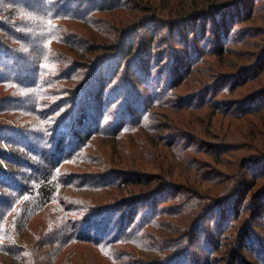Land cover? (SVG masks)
<instances>
[{
  "label": "trees",
  "instance_id": "obj_1",
  "mask_svg": "<svg viewBox=\"0 0 264 264\" xmlns=\"http://www.w3.org/2000/svg\"><path fill=\"white\" fill-rule=\"evenodd\" d=\"M127 2H139L138 6L150 14L135 18L123 27L118 26L117 33H112L111 42L106 39L101 44L98 37L109 36L104 34L105 25L98 15L127 8ZM144 2L0 0V264H213L208 256L202 258L196 257L194 251L190 253L202 239L198 234L202 232L199 223L181 232L182 238L178 241H157L165 246L163 250L151 249L146 244L147 239L140 242L142 244L132 240L141 233L138 227L142 217L138 216L145 213L142 206L150 209L167 193L168 186L161 184L162 188L156 190L157 183V186L142 188L141 193L121 199L118 194H110L111 189L121 191L131 185L147 187L153 182L146 180L149 177L142 178L138 172L129 171L119 176L110 169L99 174L94 172V176L88 177L84 194L78 197L74 195V183L78 178L64 172L67 165L83 160L86 141L93 132L98 134L108 118L106 108L116 114L113 122L115 134L124 126V120L119 119L121 115H132L135 108L142 111L141 104L136 107L127 99V104L120 106L116 100V104L109 103L119 90L126 88L131 98L137 97L142 103L144 99L140 92L131 87L133 83L138 85L140 80L149 86L152 98H148L149 101H157L160 97L161 102L157 104L164 103L165 107L171 108L178 102L175 92L168 86L163 88V84L160 82V86L156 80L153 84L159 86L149 82L154 74H148L145 65L155 54L157 46L158 54H165L168 53V38L176 37L181 43L190 45L191 36L197 42L204 41V47L210 48L209 53L222 59L232 50L229 44L244 45L246 42L240 37L248 34L238 35L236 25L256 21L264 12V0L197 1L169 18V25L164 26L168 27V36L156 40L160 15L152 7L143 6ZM152 32L153 37L149 38ZM196 47L191 46L189 56L187 53L183 61L178 57L171 58L173 79H180L182 72L190 70V54H199ZM260 49L256 66L218 77L217 81L230 77V82L239 76L248 78L254 69L261 70L264 43ZM200 55L203 57L206 53ZM105 68L106 76L102 79ZM178 81L171 83L179 85L183 82ZM205 93L188 98L192 108L202 105L225 109L224 103H208L210 97ZM263 94L238 101L233 108L237 107L240 112H230L240 115L263 112ZM105 95L108 96L107 102L103 100ZM93 101L96 103H91ZM22 113L32 117L24 120ZM88 124L89 127L85 128ZM102 164L99 163L101 167ZM105 165L109 163L105 162ZM254 187L252 184L249 190ZM90 192L97 193L96 197L90 196ZM263 196V191H258L251 198ZM246 200L245 192L241 205ZM213 206H202L197 219L204 215L220 217L215 232L205 234L206 229L203 232V244L207 250L214 251L213 256L219 252L220 257L215 258L222 261L223 257L227 258L223 253V240H226L222 237L223 231L224 228H233L235 219L228 222L227 210ZM254 206L255 217L264 216V206ZM234 211L233 218L239 215L241 206L238 212ZM201 219L205 222L208 217ZM256 226L259 227L253 223L252 227L236 234V249L230 253L227 264H264L260 260L262 256L264 259L262 238L253 232ZM186 242L190 247L183 250L180 247ZM253 244L260 246L258 255L261 257L258 260L241 259L240 256ZM83 246H89L100 261L85 259L80 249ZM160 251H164L163 256ZM154 252L155 257L148 256Z\"/></svg>",
  "mask_w": 264,
  "mask_h": 264
},
{
  "label": "rangeland",
  "instance_id": "obj_2",
  "mask_svg": "<svg viewBox=\"0 0 264 264\" xmlns=\"http://www.w3.org/2000/svg\"><path fill=\"white\" fill-rule=\"evenodd\" d=\"M197 1L204 0H145L143 6L152 7L160 15L161 24L158 25L156 40L163 35L168 36V27L164 26L169 25V18L185 11ZM127 4H129L127 8H117V11H108L98 15L99 20L105 25L104 34L109 36V38L99 36L97 41L101 40V44L106 39H110L112 33H117L115 30L118 26L123 27L132 23L135 18L150 14L144 11L145 9H141L140 5L138 6L139 2L136 4L127 2ZM235 28L238 30V35L248 34L246 37H240L245 38L246 42L244 41V45L229 44L228 46L232 50L222 59L218 58L216 54H210V48L204 47V41L197 42L191 36L188 43L190 45L181 43L176 37L168 38L169 45L166 47L168 53L165 54H158L159 47L157 46L155 54L153 53L148 65L147 63L145 65L148 74H154L151 76L153 78L150 77L149 82H152V85H155L153 84L155 82H161L163 88L168 86L175 92L179 99L178 102L172 108L165 107L164 103L158 105L157 103L161 102L160 97L157 101L148 100V98L152 99L149 86L140 80L138 85H134L132 82L131 87L137 89L144 99L142 103L137 97L131 98L126 88L112 96L109 103L116 104V100L117 106H120L122 103L127 104L125 101L127 99L136 107L141 104L142 111L135 108L132 115L131 113L121 115L119 119L124 120V126L117 129L115 134L116 125L113 122L116 119V114H111V109L106 108V112L109 113V115L106 113L108 118L104 121L103 128L99 130L98 134L93 132L86 141L83 160L72 162L67 165L68 167L64 171L67 175L78 178L74 183V195L78 197L84 194L88 177L94 176V172L99 174L109 172L110 169L117 172L119 176L129 171L138 172L142 178L149 177L146 180L153 182L147 187L131 185L124 187L121 191L115 188L111 189L110 194H118L121 199L139 194L143 191L142 188L150 189L151 186H157V183L159 185L156 190L162 188L161 184L169 187L167 193L159 197L156 204L150 209L142 206L141 210L145 213L141 212L138 216V218L142 217V222H139L138 227L141 233L132 239L136 244L145 242L147 239L146 244L151 249L159 251L165 246L157 241L168 239L178 241L182 238L181 232H184L190 225L199 223L202 224L198 225L202 232H198V234L202 239L190 253L194 251L197 254L196 257L205 258L208 256V259L213 260V264H227L229 256L236 249V245H234L236 234L246 227H252L255 223L259 227L256 226L253 232L262 238L261 242L264 247V216L260 218V215L259 218H256L255 210H252L256 207L254 204L264 206V196L260 199H258L259 197L251 198L252 194L258 191H263L264 194V111L251 115L230 112L231 110L240 112L237 107L233 108L238 101H246L251 97L256 98L264 93V63L261 65V70L254 69L248 78L239 76L237 79L234 77L230 82L228 81L231 79L230 77L217 81L218 77L237 73L245 67L256 66L255 61L260 59L258 58L261 54L260 48L264 43V12L256 21L241 22ZM150 34L149 38H152L154 33ZM191 46H197L195 51H198L199 54L194 55L198 56L197 59L190 54L192 58V62L189 63L190 70H187L186 73L182 72L180 79H173L170 73V68H173L171 58L178 57L183 61L187 53L189 56ZM203 52L206 55L200 57ZM214 66H217V69ZM105 76L106 68L102 72V79ZM178 80L183 82L176 85ZM172 81L176 83H171ZM161 89L160 87L159 90ZM204 91L206 97H210L207 99L208 103H229V105L223 104L225 109L202 105L192 108L188 98L196 97V94L200 95ZM107 99L108 96L105 95L103 100ZM90 113L94 115L91 110ZM31 117L32 115L22 113L24 120ZM94 118L97 119V117ZM88 127L89 124L85 128ZM83 161L88 163H82ZM105 162L109 165H105ZM99 163H104L103 167ZM256 169L260 173H255ZM91 173L93 175H90ZM252 184H255V187L249 190ZM245 192L247 200L241 205L240 201H242ZM88 194L96 197L97 193L90 192ZM240 198L241 200H239ZM234 201L237 203L235 206ZM210 204L214 205L215 209L220 207L227 210L225 214H228L226 216L228 222L235 219L233 228H224L223 231L222 237L226 239L223 240V246H225L223 253L224 256L227 255V258L223 257L222 261L215 258V256L220 257L219 252V254L214 253L213 256L214 251L207 250L203 244L205 239L203 232L205 229V234L215 232L216 225L220 223V217L203 214L204 216L201 218L208 217L205 222H202L201 218L197 219L202 212V206ZM240 206L241 211L238 212ZM234 210L239 215L233 218ZM177 211L179 214H176ZM223 220L225 221L224 218ZM224 221L221 223H225ZM144 236H146L145 239ZM150 236L153 240L150 239ZM189 247L190 244L186 242L180 248L186 250ZM259 247V245L253 244L251 249L240 256L241 259L258 260L261 257L260 254L258 255ZM80 249L85 259L92 262L100 261L97 255L91 252L89 246H83ZM155 252L148 256L155 257ZM160 252L163 256L164 251ZM260 260L261 263H264L263 256Z\"/></svg>",
  "mask_w": 264,
  "mask_h": 264
}]
</instances>
